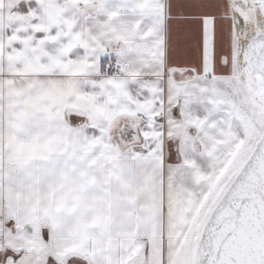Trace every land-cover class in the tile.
I'll list each match as a JSON object with an SVG mask.
<instances>
[{
	"label": "snow or ice",
	"instance_id": "obj_1",
	"mask_svg": "<svg viewBox=\"0 0 264 264\" xmlns=\"http://www.w3.org/2000/svg\"><path fill=\"white\" fill-rule=\"evenodd\" d=\"M0 264H264V0H0Z\"/></svg>",
	"mask_w": 264,
	"mask_h": 264
}]
</instances>
